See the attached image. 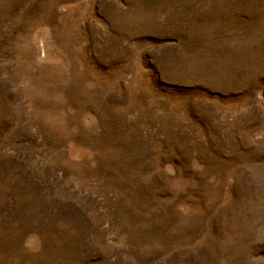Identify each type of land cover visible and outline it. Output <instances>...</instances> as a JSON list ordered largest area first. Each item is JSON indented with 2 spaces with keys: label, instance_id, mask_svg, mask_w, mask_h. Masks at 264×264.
Returning a JSON list of instances; mask_svg holds the SVG:
<instances>
[{
  "label": "rangeland",
  "instance_id": "obj_1",
  "mask_svg": "<svg viewBox=\"0 0 264 264\" xmlns=\"http://www.w3.org/2000/svg\"><path fill=\"white\" fill-rule=\"evenodd\" d=\"M0 264H264V0H0Z\"/></svg>",
  "mask_w": 264,
  "mask_h": 264
}]
</instances>
